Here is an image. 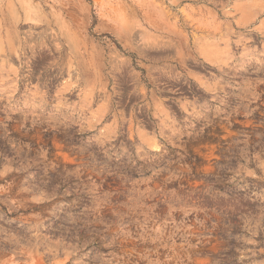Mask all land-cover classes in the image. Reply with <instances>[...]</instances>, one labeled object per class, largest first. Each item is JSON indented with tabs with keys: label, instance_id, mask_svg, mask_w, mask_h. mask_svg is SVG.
Listing matches in <instances>:
<instances>
[{
	"label": "rangeland",
	"instance_id": "374dc122",
	"mask_svg": "<svg viewBox=\"0 0 264 264\" xmlns=\"http://www.w3.org/2000/svg\"><path fill=\"white\" fill-rule=\"evenodd\" d=\"M0 264H264V0H0Z\"/></svg>",
	"mask_w": 264,
	"mask_h": 264
}]
</instances>
